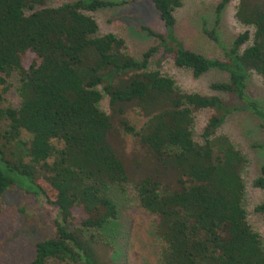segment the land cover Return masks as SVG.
<instances>
[{
  "label": "trees",
  "instance_id": "16d2710c",
  "mask_svg": "<svg viewBox=\"0 0 264 264\" xmlns=\"http://www.w3.org/2000/svg\"><path fill=\"white\" fill-rule=\"evenodd\" d=\"M53 1L0 0V196L16 185L54 209L55 232L36 241L34 257L19 264H101L96 247L104 241L94 232L118 216L111 193L128 181L110 141L112 116L152 158L151 174L135 189L139 205L155 215L157 264H264V242L243 205L245 157L217 133L227 114L242 109L264 128V110L246 92L250 74L264 77V0H239L235 16L246 29L225 52L226 61L176 38L174 11L182 0H150L166 31L141 59L126 52L123 38L99 34L90 13L114 1ZM229 1H218L217 19ZM159 48L196 77L211 68L226 71L228 78L210 87L238 103L184 91L171 76L150 69ZM12 86L17 105L5 102ZM104 95L110 114L100 105ZM131 106L146 117L139 129L124 115ZM201 108L217 110L203 143L193 137V113ZM22 130L30 135L27 144L19 140ZM25 181L31 190L22 187ZM253 184L264 189V165ZM255 210L264 213V200Z\"/></svg>",
  "mask_w": 264,
  "mask_h": 264
},
{
  "label": "rangeland",
  "instance_id": "374dc122",
  "mask_svg": "<svg viewBox=\"0 0 264 264\" xmlns=\"http://www.w3.org/2000/svg\"><path fill=\"white\" fill-rule=\"evenodd\" d=\"M65 0H54L58 5ZM116 4L100 8L90 14L99 25V34L114 33L125 41L126 52L135 59H141L150 46H158L156 34H165L166 27L150 0H110ZM219 0H182L174 11V34L182 44L208 58L227 60L235 37L246 29L235 16L239 0H230L219 18L215 7ZM218 37L219 43L207 33ZM152 31V32H149ZM150 69H158L171 76L176 83L188 92L205 95H218L224 101L237 104L238 99L231 93L213 90V82L225 81L228 74L224 70L211 68L200 76L191 70L178 67L170 55L162 56L159 48L150 58ZM248 98L256 100L264 110V77L252 73L247 79ZM5 102L17 105L18 96L14 87L4 94ZM101 108L111 113L108 96L101 100ZM217 113L214 108H201L194 111L193 137L203 143L202 133L208 119ZM125 117L131 125L139 129L146 117L136 106L125 110ZM114 131L110 141L125 163L128 181L116 185L111 193L118 207V216L110 220L103 229L95 231L103 239L96 248L101 264H157L160 243L154 236L155 215L139 205L135 183L152 172L150 153L140 143L138 136L126 133L119 120L112 116ZM218 134L227 135L245 157L241 176L245 184L243 205L252 228L264 242V213L255 206L264 200V189L256 187L253 181L260 175L264 165V128L260 118L248 109L234 110L225 116L217 129ZM19 140L28 143L30 135L22 130ZM10 145V148H15ZM31 190L25 181L23 186ZM55 232L54 209L46 206L33 193L12 185L0 196V264H19L34 257L35 243Z\"/></svg>",
  "mask_w": 264,
  "mask_h": 264
}]
</instances>
